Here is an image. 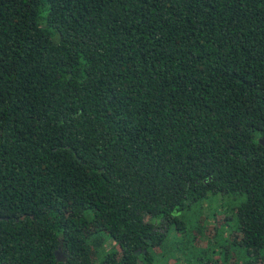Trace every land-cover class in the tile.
I'll list each match as a JSON object with an SVG mask.
<instances>
[{"label":"trees","instance_id":"16d2710c","mask_svg":"<svg viewBox=\"0 0 264 264\" xmlns=\"http://www.w3.org/2000/svg\"><path fill=\"white\" fill-rule=\"evenodd\" d=\"M0 264H264V0H0Z\"/></svg>","mask_w":264,"mask_h":264},{"label":"water","instance_id":"95a60500","mask_svg":"<svg viewBox=\"0 0 264 264\" xmlns=\"http://www.w3.org/2000/svg\"><path fill=\"white\" fill-rule=\"evenodd\" d=\"M57 258L60 260V258L57 256Z\"/></svg>","mask_w":264,"mask_h":264},{"label":"rangeland","instance_id":"374dc122","mask_svg":"<svg viewBox=\"0 0 264 264\" xmlns=\"http://www.w3.org/2000/svg\"><path fill=\"white\" fill-rule=\"evenodd\" d=\"M109 244V243H108Z\"/></svg>","mask_w":264,"mask_h":264}]
</instances>
